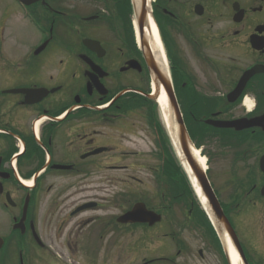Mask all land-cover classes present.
Segmentation results:
<instances>
[{
	"label": "flooded vegetation",
	"instance_id": "1",
	"mask_svg": "<svg viewBox=\"0 0 264 264\" xmlns=\"http://www.w3.org/2000/svg\"><path fill=\"white\" fill-rule=\"evenodd\" d=\"M149 10L161 65L147 63L148 15L138 30L131 0H0V218L8 217L4 230L11 231L0 234V264H98L99 253L106 261L114 252L124 256L130 240L152 242L161 222L121 223L129 198L119 201L111 188L131 187L117 178L128 172L119 158L130 155L118 144L134 128L128 115L154 103L147 96L163 75L178 103L198 104L189 111L197 122L264 114V73L227 101L245 70L264 67V0H154ZM220 133L228 187L258 188L259 194L264 130ZM234 164L246 171L236 170L235 177ZM259 198L255 209L264 204ZM155 202L146 208L161 213ZM237 206L230 202V210ZM113 207L120 212L107 210ZM242 211L238 207L234 219ZM171 230L159 231V240L177 248ZM201 240L205 249L197 254L203 258L211 245L207 236ZM140 264L175 261L144 257Z\"/></svg>",
	"mask_w": 264,
	"mask_h": 264
},
{
	"label": "rangeland",
	"instance_id": "2",
	"mask_svg": "<svg viewBox=\"0 0 264 264\" xmlns=\"http://www.w3.org/2000/svg\"><path fill=\"white\" fill-rule=\"evenodd\" d=\"M247 60L248 59H244L242 61V66H246L248 64ZM181 105L184 109L188 107L190 103H181ZM195 105L197 106L196 103ZM153 107L154 120L149 119L148 116L150 112V107L149 109H142L140 112L134 113L133 115L123 113L125 115L124 118L126 119L128 115V117H130L129 120L132 121L135 125L130 132L126 133L121 138L120 142L119 138L115 137L114 144L119 142V147H123L128 152H130V155L119 158L120 164L128 166V172H123L122 177L118 175L119 173H115V175H118L117 178L119 179L124 178V180H127L130 185L133 184L135 186L128 188L125 185L126 187L120 188L121 184H117L111 188V194L114 193V196L118 194L117 197L119 198V201H122L124 197L126 200L130 197L128 200V206L130 207L132 203L140 199H143L145 201L142 202L145 203V205H149V203L151 202L153 203V200H156V205L159 202H161V204L163 205H165V203L166 205H169L168 202L173 200V203H171V215L166 214V218H162V220L160 221V227L158 228L157 226L155 228L154 233L157 234L154 235V238L152 239L151 243H135L134 241L130 240L129 245L127 246L126 251L124 253V256H122L120 252H114L113 258L109 261H106L104 258V253H99L100 255L98 256V264H138L144 257L148 259L157 258L161 259V261L164 262V259L169 258L170 255L171 258L176 257V264H227L224 254L221 251L220 253L217 248L210 247L209 250H205L202 255L203 258H200L197 254L198 249H205L201 242L202 240L200 232L203 231H200L201 227L196 230L194 227L191 226L190 223L185 222L187 211L189 210V203L193 202L192 198H194L195 196L191 191L190 192L193 194L191 196L189 194L178 192L179 194H177V196L173 199L171 196V191L173 189L170 190V188L171 185H174V183L178 184V181L175 178V181L171 182L168 177L165 180H163L164 178L161 177L164 176L163 169L165 168L166 164L164 165V163L160 160V150L157 146V141L152 130L153 125L150 122L156 121L159 127L161 126L164 137H167V132L165 133L166 130L164 131L165 128L158 110V106L154 104ZM196 108H198V106ZM201 113L202 111L199 112V114ZM209 113L210 112L208 111L206 112V114L208 115ZM206 131L208 133V138H204V141L206 142H204L203 149L205 153H207L210 157V162L208 164L210 171L208 177L213 185L214 190L216 191L219 201L222 203H228L227 201L229 200L230 196L235 193L236 189L228 187L231 186L228 184V180L230 179H228V174H226L227 168L229 166L227 164L228 162L224 161L225 164H223L221 159L219 160V155L220 157H223V155L221 154H225V150L227 148H224L223 145L220 143V141H222V135L220 132H215L210 128H207ZM113 134L116 135V133ZM167 143L168 150L172 155L174 165H181L169 138L167 139ZM240 146H245V148L242 149L244 151L250 148L248 141L244 142ZM230 149H237L238 152L241 151L239 146H233L230 147ZM243 152L241 151V153ZM114 154L117 153L114 151ZM248 157L249 154L246 155V158ZM116 159L117 157L115 158L114 163H117ZM234 166L235 164L233 165V175H235V177L236 170L239 172L246 171L244 169V166H235V168ZM170 167L172 168L173 165H170ZM223 171H225V177L223 175ZM243 176L244 175H240L241 179ZM184 183L186 185L189 184V186L191 185L190 182L187 183L185 181ZM136 185L138 186L137 188ZM161 193H163L165 196V203H163L162 201ZM175 193L177 192L175 191ZM261 194L262 193L258 194L256 188L253 195H248L243 198L242 204L240 206V209H243L241 215L234 219V214H231V219L235 228V232L238 236L240 244L242 245L246 258L249 261V264H264V204L258 205L257 209L253 207V204L256 201L260 200L259 197H262ZM195 199L198 200L197 197ZM185 201H187V203ZM120 204L121 203L119 202L118 207L122 209L120 207ZM107 210L112 211L114 213L120 212V210L115 209L114 207L112 209ZM162 214L164 215V213ZM168 217H171L174 223L177 221L178 226L174 227V225L169 221ZM8 222V217L5 216V214L3 213L2 219L0 218V224L2 226L0 227L1 235L2 233L4 235L8 233V228L6 231L4 230V226H8ZM170 226L172 227L171 233H173L176 239L175 241L182 243L183 250L178 256L175 254V252L177 249H179V247L174 248L169 242H166V240H159V231L162 232V234L168 233L170 231ZM12 237L13 233L9 237V239ZM21 240L22 241L18 244L20 250L22 249L20 244L22 243L23 245H25L24 238H22ZM114 250L117 251L116 247L114 248ZM125 257H128L127 262H123Z\"/></svg>",
	"mask_w": 264,
	"mask_h": 264
},
{
	"label": "water",
	"instance_id": "3",
	"mask_svg": "<svg viewBox=\"0 0 264 264\" xmlns=\"http://www.w3.org/2000/svg\"><path fill=\"white\" fill-rule=\"evenodd\" d=\"M142 7L140 9H137L136 5H134V11L137 16V21L140 29L142 27V24H141V19L139 17V13L141 12L142 9L143 11L145 10L146 0H143ZM261 72H264V68L258 66L251 67L247 71H245L241 79L239 80L236 88L231 93L228 94L227 96L228 101L229 102L234 101L239 96V94H241L250 77L253 74L261 73ZM162 85H163V91L168 100V108L170 111V118H171L170 126L172 127L174 137L181 151L183 159L185 160L189 170L191 171L192 176L196 180L197 185H199L201 192L206 199V204L208 206V210L212 222L215 228L217 229V231L220 233V235H225L230 239L238 256L242 261L241 264H248L245 259L244 253L239 245L238 239L223 214L219 202L207 180L204 170L199 164V161L195 158L193 154L192 151L193 145L186 131L181 113L179 111L178 104L175 100L171 87L169 86V82L162 80ZM205 123L215 128H234L236 131H242L251 128L253 126H262L264 128V115L261 116L260 118H256L253 120L241 119L232 122L206 120ZM260 170L264 174V157L260 159ZM262 193L264 194V188L262 189ZM123 218L130 220L132 222H149L150 225L160 220L158 216H154L151 212L146 211L142 204H137L134 207V209L126 213L123 216Z\"/></svg>",
	"mask_w": 264,
	"mask_h": 264
},
{
	"label": "bare ground",
	"instance_id": "4",
	"mask_svg": "<svg viewBox=\"0 0 264 264\" xmlns=\"http://www.w3.org/2000/svg\"><path fill=\"white\" fill-rule=\"evenodd\" d=\"M152 1L153 0H147V4L152 3ZM133 2L135 3L137 9H140L143 5V0H133ZM146 13L148 15V17H147L148 26L145 25L146 27H144V26L143 27L145 29V35L147 36L148 45H149V49H150L149 51L151 53L150 54L151 57L147 58V63L149 65H151V64L154 65V62H157L158 65H161L162 59L164 57L162 58V56L158 54L159 49H160L158 34H157V30H156L155 24L153 22V19L151 18L150 13H148L147 7H145L144 11H143V9L141 10V12L139 13V17H140L141 21H143V16H146ZM137 35H138V31H137ZM251 67H254V65ZM251 67H249V68H251ZM159 76H162V74L161 75L159 74ZM157 102H158L157 104L159 106L160 116H161L164 128L168 132V137L171 138L172 143L175 146V150H176L178 156L180 157L181 163H182L184 169L186 170V172L189 174L191 183L195 189L196 194L198 195V199H199L201 206L207 207L206 199L203 196L199 185H197L195 179L191 175V171L189 170L185 160L183 159L181 151H180L178 144L176 142V139L174 137L172 127L170 126V119H171L170 118V111L168 108L167 99H166L165 94L163 92L159 96ZM247 104H249V103H247ZM249 108H250V106H249ZM192 151H193L195 158L200 161L203 169L205 171H207L206 158L200 154L199 150L193 149ZM221 238H222V241H223V243L226 247V250L228 252L230 264H241L242 261H241L240 257H238L236 252L234 251V248H233L230 240L226 239V237H224V236H221Z\"/></svg>",
	"mask_w": 264,
	"mask_h": 264
},
{
	"label": "trees",
	"instance_id": "5",
	"mask_svg": "<svg viewBox=\"0 0 264 264\" xmlns=\"http://www.w3.org/2000/svg\"><path fill=\"white\" fill-rule=\"evenodd\" d=\"M193 106V107H191ZM196 108V105L195 103H190V105L186 108H184L185 110V117H184V121H185V124H186V127H187V130H188V133H189V136L192 140V142L194 143L195 147L196 148H200L201 146L204 145V138H208V133L206 131V127H204L203 125H199V124H195L194 122L191 121V118H190V112H188L189 110H192V109H195ZM213 131H217L218 130H214L212 129ZM158 134H159V145H160V149L162 150V154L163 156L165 157V161H164V165L166 164L165 168L163 169V173H164V177L165 179H167V177L169 178V180L171 182H174L175 181V178L176 180L178 181L177 183L178 184H175L174 185H171V188L170 190L171 191V196L172 197H175L177 196V194H179L180 192L181 193H184V194H189L190 196L192 195V191H191V188L188 185H186L184 182L187 181V178L186 176L184 175V173L182 172L181 168L179 165H174V162H173V159H172V155L170 153V151L166 150V146H167V140H166V137H164L163 133H162V130H157ZM164 137V138H163ZM170 165H173V167L171 168ZM175 191L177 193H175ZM191 191V192H190ZM179 192V193H178ZM187 202V201H185ZM196 212L197 209H196ZM198 220L202 223L205 224V227L207 229V233L209 235V237H211L210 239L214 241V244L219 246V243H218V240L215 236V233L213 231V229L210 227L208 221L205 219L204 217V214L202 213V211H200L198 213Z\"/></svg>",
	"mask_w": 264,
	"mask_h": 264
}]
</instances>
